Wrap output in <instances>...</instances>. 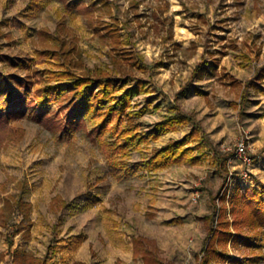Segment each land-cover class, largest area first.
I'll use <instances>...</instances> for the list:
<instances>
[{
	"label": "rangeland",
	"instance_id": "rangeland-1",
	"mask_svg": "<svg viewBox=\"0 0 264 264\" xmlns=\"http://www.w3.org/2000/svg\"><path fill=\"white\" fill-rule=\"evenodd\" d=\"M30 1L0 0V93L7 100L0 109V127H7L0 129V206L6 195L20 194L31 203L32 221L28 238L0 226V264H12L15 247L47 264H142L132 256L133 234L146 238L164 264H196L212 198L228 207L233 186L264 192V76L244 87L264 66V0H40L35 9ZM60 46H73L68 58L77 73L120 63L149 80L148 91L131 98L135 110L149 102L138 119L144 130L174 104L191 114L210 143L187 141L199 160L117 177L87 116L85 126L66 130L64 105L23 103L27 84L56 68L38 50ZM131 53L154 69L129 65L124 57ZM191 128L176 126L129 160ZM239 138L249 163L228 152L223 183L211 154L227 152L222 148Z\"/></svg>",
	"mask_w": 264,
	"mask_h": 264
},
{
	"label": "trees",
	"instance_id": "trees-1",
	"mask_svg": "<svg viewBox=\"0 0 264 264\" xmlns=\"http://www.w3.org/2000/svg\"><path fill=\"white\" fill-rule=\"evenodd\" d=\"M33 9L41 7L40 0H31ZM107 31L115 30L108 26ZM73 46H60L52 50H38L40 56L51 59L55 69L43 70L35 82L27 84V93L23 103L33 104L40 108L56 102L68 108V114L62 115L61 125L66 130L74 129L79 123L86 125V116L90 120V134L106 154L112 174L121 177L139 169L156 170L167 165L188 161L195 163L199 156L193 154L194 148L187 146V141L201 138L209 143L204 132L193 116L174 104L162 120L142 128L138 120L147 109L146 105L134 109L132 96L140 91H148L149 80L125 73L121 64L114 67L93 66L82 73H77L68 56ZM124 58L128 64L139 69H154L144 62L140 53H131ZM264 76V66L254 71V78L246 81L245 88L255 85V79ZM7 104L5 93H0V109ZM157 108L158 105H154ZM83 113L84 115H80ZM191 123L192 128L182 139H173L159 148H152L143 154L140 161L129 160L131 152H144L151 141L161 134ZM6 127V126H5ZM1 126L0 129H4ZM7 128V127H6ZM212 161L216 169L226 180L228 169V152H212ZM224 172V174H222ZM226 192L219 197L225 202ZM212 198V210L204 216L206 234L196 264H257L264 259V192L247 187L242 192L233 186L228 194V207L219 205ZM31 203L19 194L6 195L0 206V226L7 229L10 235L19 234L22 238L30 236ZM21 218L16 221L13 215ZM134 255H140L144 264H164L155 247L148 246V240L140 235H132ZM12 242L9 241V246ZM229 248H242L251 254L240 257L229 252ZM12 264H47L45 257L30 255L24 249L15 247L11 251Z\"/></svg>",
	"mask_w": 264,
	"mask_h": 264
},
{
	"label": "built area",
	"instance_id": "built-area-1",
	"mask_svg": "<svg viewBox=\"0 0 264 264\" xmlns=\"http://www.w3.org/2000/svg\"><path fill=\"white\" fill-rule=\"evenodd\" d=\"M223 151L232 153V157L238 161L249 163V157L247 155L246 143L243 138L237 139L232 146H226L222 148ZM197 194L192 196V200L196 201Z\"/></svg>",
	"mask_w": 264,
	"mask_h": 264
},
{
	"label": "crops",
	"instance_id": "crops-1",
	"mask_svg": "<svg viewBox=\"0 0 264 264\" xmlns=\"http://www.w3.org/2000/svg\"><path fill=\"white\" fill-rule=\"evenodd\" d=\"M211 205H212V204H211ZM210 212H211V211H210ZM210 212H209V213H210ZM207 214H208V213H207ZM205 215H206V214H205ZM205 215H204V216H205ZM204 216H203V217H204ZM202 244H203V242H202ZM156 250H157V249H156ZM132 256H133L134 258H135V257H140V258H141V261H142V264H144L143 258H142L140 255H137V256L134 255V251H133V243H132ZM160 257H161V256H160ZM163 262H164V261H163ZM164 263H165V262H164Z\"/></svg>",
	"mask_w": 264,
	"mask_h": 264
}]
</instances>
